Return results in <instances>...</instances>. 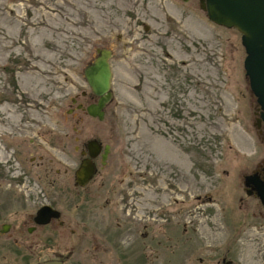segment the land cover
<instances>
[{
	"label": "rangeland",
	"instance_id": "rangeland-1",
	"mask_svg": "<svg viewBox=\"0 0 264 264\" xmlns=\"http://www.w3.org/2000/svg\"><path fill=\"white\" fill-rule=\"evenodd\" d=\"M97 48L113 53V98L102 120L77 107L87 104L80 95L89 91L83 68ZM244 58L241 34L211 22L199 0H0V164L13 161L3 138L13 142L9 133L22 121L34 132L77 138L76 153L64 139L65 150L54 151L64 164L69 151L79 160L83 141L112 143L117 158L110 160L120 169L112 168L102 201L113 197L112 208L120 210L128 196L133 210L137 189L143 211L156 208L155 200H176L173 210L188 205L190 228L224 244L245 210L238 207L243 176L264 157ZM98 183L90 188L97 191ZM205 195L219 202L229 224L220 218L221 227L212 228L215 209L197 199ZM29 201L25 206L40 204ZM250 236L244 235L240 264H260ZM206 242L188 264L217 253Z\"/></svg>",
	"mask_w": 264,
	"mask_h": 264
},
{
	"label": "flooded vegetation",
	"instance_id": "flooded-vegetation-1",
	"mask_svg": "<svg viewBox=\"0 0 264 264\" xmlns=\"http://www.w3.org/2000/svg\"><path fill=\"white\" fill-rule=\"evenodd\" d=\"M112 57L113 53L110 64ZM80 95L87 104H78L77 107L87 113V106L96 104L98 97L90 88ZM76 98L71 100L75 102ZM258 113L257 107L254 124L264 129L262 121L257 123ZM31 125L30 121H22L15 126V131L9 133L13 142L3 138L4 149L12 151L13 161L7 158L6 163L0 164V264H188L190 254L198 246L203 248L206 241L205 247L217 253L209 258L210 254L203 252V256L193 258V262L240 264L238 252L247 233L251 234L247 239L253 241L250 244L253 256L264 264V204L261 200V194H264V157L243 176L244 197L238 198V207L245 209V212L241 211L243 217L230 224L232 231L223 240L224 244L220 241L210 243L215 239L214 233L206 236L204 230L198 232L196 227L190 228L188 205L186 209L173 210L172 203L176 200L171 199L170 204L155 200L156 208L143 211L140 190L137 189L133 210L128 196L120 210L117 204H114L117 210L112 208L113 197L107 196L102 201L103 190L107 188L108 191L113 184L115 172L112 168L120 169L119 164L110 160L117 158L112 156V143L103 144L97 138L83 141L79 160L74 157V162H71L72 141L75 143L74 153L78 149L76 137L69 138L68 132L63 136L56 135V132L41 127L34 132ZM262 132L264 136V130ZM62 139L70 150L66 155L69 161L65 162L66 165L54 154L55 150H65L60 148ZM90 142L99 145L97 155L92 158L94 171L91 178L81 185L76 175L82 161L89 157ZM97 178L99 183L93 187L97 190L94 191L90 186ZM116 190L117 187L114 188ZM32 199L40 204L36 208L25 206L26 203L31 204L29 200ZM197 199L200 204H208L215 209L208 217L213 229L221 227L220 218L229 224L230 218L220 214L222 208L211 195L202 199L198 196ZM216 203L219 211H216ZM42 206L53 210L41 223L36 219ZM240 222L245 227L239 228Z\"/></svg>",
	"mask_w": 264,
	"mask_h": 264
},
{
	"label": "water",
	"instance_id": "water-1",
	"mask_svg": "<svg viewBox=\"0 0 264 264\" xmlns=\"http://www.w3.org/2000/svg\"><path fill=\"white\" fill-rule=\"evenodd\" d=\"M199 4L211 22L225 28H235L241 34L245 76L258 105L257 123L264 122V0H199ZM111 56L110 49H98L94 59L83 68L90 90L98 97L97 103L87 106L86 111L99 120L104 117L105 105L113 98ZM88 147L89 157L82 161L76 175L81 185L93 174L92 158L97 155L99 145L90 142ZM261 200L264 204V194H261ZM52 210L49 206H42L36 220L45 222Z\"/></svg>",
	"mask_w": 264,
	"mask_h": 264
},
{
	"label": "bare ground",
	"instance_id": "bare-ground-1",
	"mask_svg": "<svg viewBox=\"0 0 264 264\" xmlns=\"http://www.w3.org/2000/svg\"><path fill=\"white\" fill-rule=\"evenodd\" d=\"M219 26V25H218ZM114 78V77H113ZM113 86V85H112ZM93 117V116H92ZM97 118V117H96ZM254 184V183H253ZM216 233V232H215ZM210 234V233H209ZM216 234H218V233H216ZM220 235L218 234V237H219ZM247 245H248V243H247ZM250 245V244H249ZM254 247V246H253ZM249 248V247H248ZM244 249H245V247H244ZM246 250V249H245ZM250 250V249H249ZM255 250V249H254ZM250 252V251H249ZM249 252H248V254H249ZM247 253V252H246ZM255 254V253H254ZM57 264V263H56Z\"/></svg>",
	"mask_w": 264,
	"mask_h": 264
}]
</instances>
